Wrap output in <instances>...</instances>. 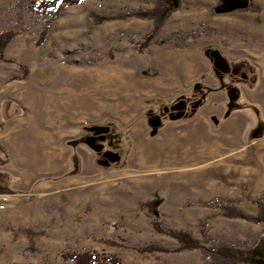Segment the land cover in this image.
Listing matches in <instances>:
<instances>
[{"label":"rangeland","instance_id":"rangeland-1","mask_svg":"<svg viewBox=\"0 0 264 264\" xmlns=\"http://www.w3.org/2000/svg\"><path fill=\"white\" fill-rule=\"evenodd\" d=\"M42 1L0 0V35L15 33L0 62V264H72L63 255L82 252L119 264H211L199 251L124 248L178 246L154 232L140 208L150 200L167 231L199 239L205 222L218 241L253 248L264 223L221 208L255 216L252 200L264 199V0H175L145 48L151 19L99 24L91 13L149 12L147 0H62L55 19ZM243 59L257 69L252 90L225 75ZM136 77L172 86L143 94L130 89ZM93 96L102 112L75 110ZM197 124L204 144L192 142ZM253 261L264 264V241Z\"/></svg>","mask_w":264,"mask_h":264},{"label":"trees","instance_id":"trees-1","mask_svg":"<svg viewBox=\"0 0 264 264\" xmlns=\"http://www.w3.org/2000/svg\"><path fill=\"white\" fill-rule=\"evenodd\" d=\"M82 0H72V4H78ZM154 4V8L149 12H131L129 14L124 15H110V16H99L97 14L91 13L92 18L99 24L105 23L111 20H115L118 18H126V17H137V18H148L153 22V28L151 32L146 36L145 42L142 43V48H145L150 43V39L158 35L160 29L163 27L165 21L169 18L170 14L173 11V4L175 0H147ZM62 0H43L39 7L42 11L53 10V19L60 16V12L64 9L63 5H60ZM15 33L13 32H4L0 35V62L4 61V50L6 46L12 41ZM45 36V32L42 35V38ZM192 35L185 36V40L191 38ZM42 40V39H41ZM148 40V41H147ZM143 50V49H140ZM233 72V73H232ZM227 73V74H226ZM225 75L230 77V81L233 86L237 85L235 80L237 79L235 76L239 75V82L241 81L242 85L252 90L256 87L258 82V73L254 66H252L246 60H241L236 63H230L228 65V72ZM4 163V161H2ZM253 203L258 207L257 215L250 216L243 213L241 209L231 204L222 205V212L226 218L230 219H242L248 222H253L255 224H263L264 223V199L252 200ZM207 207L210 204H206ZM140 208L146 210L151 213L154 217V221L152 223L153 230L156 234L166 235L173 240H175L178 246L175 249L165 248L158 244H149L140 248H129L124 246L127 249H133L143 254V256H151L154 254H181L182 252L188 251H199L202 252L203 255L211 260V264H254V256L255 252L260 249L263 241L264 234L260 238L253 248L247 251H243L242 249L226 244L224 242H220L214 237L210 236L206 227L201 224L199 239L195 238L192 234L186 231H167L162 227L159 213V204L157 200H150L140 205ZM63 260L67 262H71L72 264H119L120 259L116 256H110L107 258H101L99 255L90 253V252H82V253H68L63 255Z\"/></svg>","mask_w":264,"mask_h":264},{"label":"bare ground","instance_id":"bare-ground-1","mask_svg":"<svg viewBox=\"0 0 264 264\" xmlns=\"http://www.w3.org/2000/svg\"><path fill=\"white\" fill-rule=\"evenodd\" d=\"M187 68V67H186ZM124 71H126V70H124ZM186 72L187 71H183L182 72V74H183V77L185 76L186 77ZM104 73V72H103ZM125 73H129V72H125ZM101 75V74H100ZM102 80V82L103 81H105L106 80V77H101L100 78V81ZM85 83V82H84ZM90 86V85H89ZM127 86H128V84H127ZM139 86H140V88H139ZM170 86H172V85H170V80H168L167 78H162L161 80H158V81H156V82H151V83H146V82H143V81H138L137 80V77L133 80V82H132V84H131V88L130 89H132L133 91H136L137 89L136 88H139L140 90H143V94H148V93H153V92H155V91H159V92H162V91H165V89H167V88H169ZM92 90V89H91ZM82 91V90H81ZM91 92V91H90ZM95 92H97L99 95H104V92H103V89L101 88H99V90H97V91H94V93ZM88 93V92H87ZM97 94V95H98ZM128 94V93H127ZM94 95V94H93ZM130 95H132V94H130ZM83 96V95H82ZM96 96V95H95ZM81 97V96H80ZM94 96L93 97H90V98H83V99H79V97H78V99H76V101H75V103L77 104L76 106H75V110L76 111H81L82 113H81V115L83 114V112L85 113V115H91V114H94V113H100V112H102V110H103V108H104V106L102 105V106H100L99 105V101H97L99 98H96V100L94 101ZM70 122V121H69ZM201 125L202 124H200V125H198L197 124V126H195V131L192 133L193 134V140H192V142L193 143H195V144H199L198 143V140H201L200 139V135H198V134H201L202 133V131H203V128H201ZM194 127V126H193ZM192 127V128H193ZM205 128V127H204ZM190 130V129H189ZM188 130V131H189ZM187 132V131H186ZM188 133H190V132H188ZM180 134H182L181 132H180ZM187 134V133H186ZM194 134H197V135H194ZM205 134V133H204ZM208 134V133H207ZM184 137V136H183ZM206 138V137H205ZM209 142H211V143H216V140H215V137L213 136V135H210L209 137ZM207 138V139H208ZM186 139V138H185ZM173 140H174V138H171V137H169V138H167V137H165L164 139H163V142L165 143H172L173 142ZM180 141V140H179ZM208 141V140H207ZM181 142V141H180ZM204 144V143H206L205 141H203V140H201V144ZM180 144V143H179ZM177 145V144H176ZM169 149V148H168ZM171 151V150H170ZM174 151V150H173ZM171 153H172V151H171Z\"/></svg>","mask_w":264,"mask_h":264},{"label":"built area","instance_id":"built-area-1","mask_svg":"<svg viewBox=\"0 0 264 264\" xmlns=\"http://www.w3.org/2000/svg\"><path fill=\"white\" fill-rule=\"evenodd\" d=\"M5 208V200L3 202L0 201V211L4 210Z\"/></svg>","mask_w":264,"mask_h":264},{"label":"crops","instance_id":"crops-1","mask_svg":"<svg viewBox=\"0 0 264 264\" xmlns=\"http://www.w3.org/2000/svg\"><path fill=\"white\" fill-rule=\"evenodd\" d=\"M244 60V59H243ZM241 61V60H240ZM247 61V60H246ZM237 62H239V61H237ZM247 62H249V61H247ZM236 63V62H235ZM250 63V62H249ZM251 64V63H250ZM252 65V64H251ZM252 66H254V65H252ZM255 67V66H254ZM256 68V67H255ZM257 70V69H256ZM245 88V87H244ZM247 89V88H246Z\"/></svg>","mask_w":264,"mask_h":264},{"label":"water","instance_id":"water-1","mask_svg":"<svg viewBox=\"0 0 264 264\" xmlns=\"http://www.w3.org/2000/svg\"><path fill=\"white\" fill-rule=\"evenodd\" d=\"M227 68H228V65H227Z\"/></svg>","mask_w":264,"mask_h":264}]
</instances>
